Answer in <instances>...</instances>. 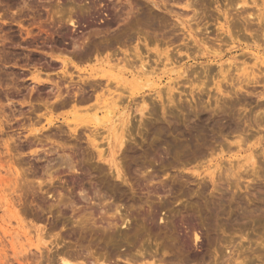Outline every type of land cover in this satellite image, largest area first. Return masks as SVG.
Masks as SVG:
<instances>
[{
    "label": "rangeland",
    "instance_id": "1",
    "mask_svg": "<svg viewBox=\"0 0 264 264\" xmlns=\"http://www.w3.org/2000/svg\"><path fill=\"white\" fill-rule=\"evenodd\" d=\"M241 12L254 30H216ZM255 16L264 0H0V264H264Z\"/></svg>",
    "mask_w": 264,
    "mask_h": 264
},
{
    "label": "bare ground",
    "instance_id": "2",
    "mask_svg": "<svg viewBox=\"0 0 264 264\" xmlns=\"http://www.w3.org/2000/svg\"><path fill=\"white\" fill-rule=\"evenodd\" d=\"M184 1V0H183ZM186 1V0H185ZM180 2V1H179ZM196 2H197V0H196ZM199 2V1H198ZM161 3V2H160ZM182 3V2H181ZM190 3V2H189ZM189 3L188 2H186L185 4V7H189L190 5H189ZM191 5H192V3H190ZM184 6V5H183ZM200 7V6H199ZM196 8V7H195ZM239 8V7H238ZM199 9V8H198ZM197 9V10H198ZM237 9V8H236ZM244 9V8H243ZM246 9V8H245ZM196 10V11H197ZM169 11V10H168ZM173 11V10H172ZM246 11V10H245ZM175 12V11H174ZM202 12V11H201ZM255 12V11H254ZM150 13V12H149ZM172 13V12H171ZM246 13V12H245ZM152 14V13H151ZM173 14V13H172ZM195 14V13H194ZM227 13H223L222 15H223V18H224V21H223V23L222 24H220L219 26V29H216L217 31L218 30H221L222 31V33H225L224 35H226V36H228V38H232V34H231V32H232V30H231V28L229 27V25H231V26H235V28L237 27V26H240L241 27V25L243 26L244 25V29H245V31L246 30H248V31H252V30H254V28L251 30L250 29V27H247V25H249V23L251 22V20H253L252 19V16L253 15H251L250 13H246L245 14V16L242 14V12H241V14H242V17L241 16H238V17H241V21H239V19H238V17L236 16L237 15V13H236V17H237V21L235 20L234 22H233V19H235L234 17H233V19H231L232 20V22H230L229 20H228V16L229 15H226ZM230 14V13H229ZM235 14V13H234ZM240 14V13H239ZM253 14V13H252ZM181 15V14H180ZM203 15H205V14H203ZM232 15H233V11H232ZM256 15V14H255ZM258 15V14H257ZM261 15V14H260ZM144 16V15H143ZM150 16V15H149ZM193 16V15H192ZM195 16V15H194ZM219 16H221L220 14H219ZM234 16V15H233ZM254 17V16H253ZM256 17V16H255ZM191 18V17H190ZM204 18V17H203ZM257 19H258V22H259V20H260V22L262 23V22H264V16H258V17H256ZM151 19V18H150ZM191 19H193V18H191ZM206 19V18H205ZM214 19V18H213ZM69 20V19H68ZM153 20V19H152ZM185 20V19H184ZM201 20V19H200ZM162 21H163V19H162ZM182 21V20H181ZM198 21V20H197ZM175 22V21H174ZM186 22H188V21H186ZM204 22V21H203ZM230 22V24H228ZM171 23V22H170ZM178 23V22H177ZM176 23V24H177ZM236 23H238V24H236ZM255 23V22H254ZM163 24V23H162ZM175 24V23H174ZM173 24V25H174ZM179 24H180V22H179ZM200 24V23H199ZM233 24V25H232ZM165 25V24H164ZM163 25V26H164ZM181 26H182V28L185 30V32H187V37L188 38H190V39H192L195 43H197L198 42V40H196L195 39V37H194V34L191 32V30L189 29V28H191V26L190 27H186V25L183 23V22H181V24H180ZM198 25V24H197ZM202 25V24H201ZM250 25H252L251 23H250ZM254 25V24H253ZM162 26V27H163ZM161 27V26H160ZM162 27H161V29H162ZM171 27H172V25H171ZM203 27H204V25H203ZM232 27V29H234ZM239 27V28H240ZM176 28V27H175ZM257 28H259V27H257ZM261 28V27H260ZM202 29V28H201ZM237 30H238V28H236ZM256 29V28H255ZM140 30V29H139ZM165 30V29H164ZM171 30V29H170ZM231 30V31H230ZM168 31V30H167ZM173 31H174V29H173ZM194 31V30H193ZM241 31V30H240ZM262 32V31H261ZM162 33V32H161ZM166 33V32H165ZM184 33V32H183ZM195 33V32H194ZM219 33V32H218ZM252 33V32H251ZM172 34V33H171ZM179 34V33H178ZM185 34V33H184ZM203 34V33H202ZM207 34V33H206ZM254 34V33H253ZM261 34V33H260ZM216 35V34H215ZM219 35V34H218ZM257 35H258V33H257ZM180 36V35H179ZM240 36V35H239ZM176 37H178V35H176ZM218 37V36H217ZM224 37V36H223ZM234 37V36H233ZM170 38V37H169ZM168 38V39H169ZM184 38H185V36H184ZM201 38V37H200ZM227 38V37H226ZM252 38V37H251ZM162 39V38H161ZM167 39V40H168ZM187 39V38H186ZM202 39V38H201ZM205 39V38H204ZM207 39V38H206ZM151 40H153V39H151ZM157 40V39H156ZM160 40V39H159ZM177 40V39H176ZM200 40V39H199ZM166 41V40H165ZM183 41V40H182ZM191 41V40H190ZM202 41V40H201ZM170 42V41H169ZM123 44H124V42H122ZM168 43V42H167ZM166 43V44H167ZM184 43V42H183ZM187 43V42H186ZM186 43H185V45H186ZM191 43V42H190ZM111 44V43H110ZM159 44V43H158ZM132 45V44H131ZM169 45H170V43H169ZM180 45V44H179ZM184 45V44H183ZM182 45V46H183ZM221 45V44H220ZM101 46V45H100ZM134 46V45H133ZM187 46V45H186ZM110 47H111V45H110ZM124 47V46H123ZM122 47V48H123ZM208 47V46H207ZM101 48V47H100ZM99 47L97 48V49H100ZM129 48H131V47H129ZM133 48V47H132ZM191 48V47H190ZM209 48V47H208ZM105 49V48H104ZM104 49H102V51L104 50ZM108 49H109V47H108ZM107 49V50H108ZM115 49V48H114ZM117 49V48H116ZM126 49V48H125ZM127 49H128V47H127ZM141 49V48H140ZM112 50V49H111ZM118 50V49H117ZM169 50V49H168ZM100 51V50H99ZM110 51V50H109ZM108 51V52H109ZM114 51V50H113ZM112 51V52H113ZM134 51V50H133ZM172 51V50H171ZM207 51V50H206ZM214 51V50H213ZM217 51V50H216ZM94 52H95V49H94ZM93 52V53H94ZM115 52V51H114ZM176 52V51H175ZM215 52V51H214ZM99 53V52H98ZM101 53V52H100ZM99 53V54H100ZM117 53V52H116ZM129 53V52H128ZM173 53V52H172ZM91 54V53H90ZM97 54V53H96ZM119 54V53H118ZM121 54V53H120ZM87 55V54H86ZM89 55V54H88ZM111 55V54H110ZM129 55V54H128ZM154 55V54H153ZM173 55V54H172ZM176 55V54H175ZM98 56V55H97ZM102 56V55H101ZM114 56V55H113ZM117 56V55H116ZM125 56V55H124ZM135 55L133 54V57H134ZM140 56V55H139ZM174 56V55H173ZM111 57H112V55H111ZM126 57H127V55H126ZM132 57V56H131ZM144 57V56H143ZM169 56H168V54L167 53H165V58H166V61L168 62L170 59L168 58ZM171 57V56H170ZM177 57V56H176ZM125 57H123V58H121V59H124ZM135 58V57H134ZM115 59V58H114ZM126 59V58H125ZM128 59V58H127ZM144 59V58H143ZM119 60H120V58H119ZM136 60V59H135ZM134 60V61H135ZM176 60V59H175ZM115 61V60H114ZM127 61V60H126ZM125 61V62H126ZM149 61V60H148ZM151 61V60H150ZM157 61V60H156ZM161 61V60H160ZM179 61V60H178ZM262 62H264L263 60H261ZM131 62V61H130ZM133 62V61H132ZM167 62H165V63H167ZM170 62V61H169ZM168 62V63H169ZM167 63V64H168ZM127 64V63H126ZM128 64H129V62H128ZM132 64V63H131ZM137 64V63H136ZM159 64V63H158ZM157 64V65H158ZM169 64H171V63H169ZM133 65V64H132ZM134 65H135V63H134ZM144 65L145 64H143V62H141V64H140V69H139V71H136L137 72V74L138 75H142V76H144V75H147L146 77H148L147 79H146V81L147 82H145L146 83V85L145 86H147L148 85V83L150 84V79L152 78V75L154 74V71L152 70V71H145V69L143 70V67H144ZM151 64H149V66H150ZM230 65V64H229ZM128 66V65H127ZM137 66V65H136ZM164 66V65H163ZM111 67V66H110ZM113 67H115V65L113 66ZM151 67V66H150ZM133 68V67H132ZM131 68V69H132ZM203 68V67H202ZM207 68V67H206ZM155 70V69H154ZM121 71V70H120ZM174 70H172L171 72H173ZM193 71V70H192ZM136 72H135V74H136ZM176 72H177V70H176ZM188 72V71H187ZM190 72V71H189ZM223 72V71H222ZM192 73H194V72H192ZM197 73V72H196ZM218 73V72H217ZM190 74V73H189ZM198 74V73H197ZM221 74V73H220ZM91 75V74H90ZM201 75V74H200ZM222 75V74H221ZM198 76V75H197ZM249 76V75H248ZM145 77V78H146ZM136 78V77H135ZM150 78V79H149ZM194 78V77H193ZM225 77L223 76V78L222 79H224ZM144 79V78H143ZM221 79V80H222ZM138 81H140L139 79H137ZM142 80V79H141ZM194 80V79H193ZM94 81V80H93ZM223 81V80H222ZM222 81H220V83L222 82ZM84 82V81H83ZM142 83H144V81L142 82ZM152 83V82H151ZM60 84V83H59ZM78 84H79V82H78ZM91 84V83H90ZM79 85H82V84H79ZM141 85V84H140ZM139 85V86H140ZM97 86V85H96ZM112 86V85H111ZM88 88V87H87ZM175 88V87H174ZM190 88H192V87H190ZM218 88H219V86H218ZM85 89V88H84ZM115 89V88H114ZM114 89H112V90H114ZM120 88H118V90H119ZM82 90H83V88H82ZM103 90H105V89H103ZM170 90V89H169ZM85 91V90H84ZM124 91V90H123ZM236 91V90H235ZM104 92V91H103ZM112 92V91H111ZM119 92V91H118ZM125 92H127V91H125ZM105 93V92H104ZM175 93V92H174ZM179 93V92H178ZM108 94H110V92L108 93ZM126 94V93H125ZM128 94V93H127ZM68 95V94H67ZM113 95H114V93H113ZM112 95V96H113ZM111 96V98H113ZM172 96V95H171ZM174 96V95H173ZM173 96H172V98H173ZM86 97V96H85ZM115 97H118V96H115ZM126 97V96H125ZM65 98V97H64ZM90 98V97H89ZM91 98H92V96H91ZM121 98V97H120ZM119 98V99H120ZM124 98V97H123ZM81 99V98H80ZM85 99V98H84ZM69 100V99H68ZM97 100V99H96ZM121 100V99H120ZM125 100V99H124ZM148 100V99H147ZM89 101V100H88ZM143 101V100H142ZM163 101V100H162ZM109 102V101H108ZM139 102V101H138ZM60 103V102H59ZM79 103V102H78ZM150 103H152V102H150ZM154 103V102H153ZM58 104V103H57ZM112 108H114L115 106H116V101L113 99L112 100ZM119 104V103H118ZM152 105V104H151ZM170 105V104H169ZM58 106H60V105H58ZM89 106V105H88ZM92 106V105H91ZM155 106V105H154ZM153 106V107H154ZM92 107H94V106H92ZM91 107V108H92ZM106 107V106H105ZM140 107H141V105H140ZM90 108V107H89ZM101 108V107H100ZM152 108V107H151ZM98 109V108H97ZM150 109V108H149ZM83 110V109H82ZM149 111V110H148ZM106 112H107V114H109V113H111V110L110 109H106ZM153 112V111H152ZM151 112V113H152ZM78 113V112H77ZM85 114V113H84ZM91 115V114H90ZM88 116V115H87ZM104 116V115H103ZM93 117V118H92ZM91 118L92 119H94L95 120V122H96V124H97V122L100 120V118L101 117H99L98 116V114L97 113H93L92 115H91ZM103 118V117H102ZM105 119V118H104ZM127 120V119H126ZM102 121V120H101ZM105 122L103 121V124H104ZM123 122L121 121V124H122ZM102 124V123H101ZM121 124H119V125H121ZM124 124V123H123ZM115 128H117V127H115ZM115 128H113V129H111L113 132H111L110 134L109 133H107L106 134V136H107V139L109 140H111L112 138H114V139H117V141H118V143H121L120 141H121V138L123 137L122 136V134H120V136H119V134H118V128L119 129H121V130H123V126L121 125L120 127L118 126V128L117 129H115ZM130 129V128H129ZM109 130V129H108ZM126 130V129H125ZM90 132V131H89ZM121 132V131H120ZM119 132V133H120ZM129 133H130V131H129ZM91 135H93V134H91ZM105 135V134H104ZM127 135V134H126ZM111 138H110V137ZM92 137H94V136H92ZM96 137V136H95ZM96 138H94V140H95ZM123 142V141H122ZM239 142V141H238ZM98 144V143H97ZM105 144V143H104ZM95 145V144H94ZM96 146V148H99V145H98V147H97V145H95ZM100 146H101V144H100ZM99 149H101V148H99ZM102 152V151H101ZM100 151H99V153H101ZM103 154V153H102ZM237 160V159H236ZM233 161V160H232ZM230 162V161H229ZM221 164V163H220ZM239 164V163H238ZM219 166H221V165H219ZM231 166H233V165H231ZM223 168V167H222ZM233 168V167H232ZM221 169V168H220ZM224 169V168H223ZM226 169V168H225ZM234 169V168H233ZM226 170H228V169H226ZM216 171V170H215ZM116 174H119V167H116ZM213 172V171H212ZM215 174V173H214ZM119 177V176H118ZM116 212V211H115ZM120 213V212H119ZM122 215V214H121ZM118 221V220H117ZM114 222V221H113ZM117 223H119V222H117ZM112 225V224H111ZM114 226V225H113ZM126 233V232H125ZM128 233V232H127ZM61 252V251H60ZM72 256V255H71ZM79 256V255H78ZM73 259V258H72ZM81 263H83V262H81ZM62 264H73V263H71L70 261H68V260H65V259H63L62 260ZM76 264V263H75ZM77 264H79V263H77Z\"/></svg>",
    "mask_w": 264,
    "mask_h": 264
}]
</instances>
